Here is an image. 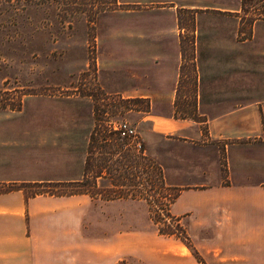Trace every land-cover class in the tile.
Listing matches in <instances>:
<instances>
[{
  "label": "rangeland",
  "instance_id": "374dc122",
  "mask_svg": "<svg viewBox=\"0 0 264 264\" xmlns=\"http://www.w3.org/2000/svg\"><path fill=\"white\" fill-rule=\"evenodd\" d=\"M216 41L222 42L221 51H211L209 43ZM174 43L181 63L174 98L141 99L116 91L125 82L117 66L131 53L126 47L157 61L158 52L169 51L155 48ZM213 52L223 53L222 66L210 59ZM221 73L228 105L264 100V0H116L114 9L93 19L87 12L72 14L61 3L30 5L12 24L0 25V192L20 188L27 197L97 191L98 200L113 197L117 219L93 211L85 221L86 236L144 230L149 250L161 241L164 248L175 246L174 237L155 229L174 225L164 213L176 192L171 160L176 140L165 141L141 126L140 112L152 101L155 112L169 105L173 117L201 121L196 79ZM112 123L135 129L140 148L104 136ZM163 156L170 159L164 189L155 177ZM81 179L80 186L67 185ZM125 259L120 264H143Z\"/></svg>",
  "mask_w": 264,
  "mask_h": 264
},
{
  "label": "crops",
  "instance_id": "0c3cea01",
  "mask_svg": "<svg viewBox=\"0 0 264 264\" xmlns=\"http://www.w3.org/2000/svg\"><path fill=\"white\" fill-rule=\"evenodd\" d=\"M166 46L155 48L169 51L158 52L157 61L126 47L131 53L117 66L125 82L116 91L141 99L174 98L180 56L177 43ZM209 46L223 48L219 41ZM222 54L213 52L210 59L222 66ZM196 82L201 121L175 118L169 105L155 112L150 101L138 123L165 141L176 140L171 160L177 194L169 212L179 218L201 262L178 239L175 246L164 248L161 241L149 250L144 230L86 236L85 221L93 211L115 223L113 199L85 193L25 197L16 188L0 192V264H116L128 256L143 264H264V100L254 96L228 105L223 73L204 74ZM167 160L163 156L158 164L163 178Z\"/></svg>",
  "mask_w": 264,
  "mask_h": 264
},
{
  "label": "trees",
  "instance_id": "16d2710c",
  "mask_svg": "<svg viewBox=\"0 0 264 264\" xmlns=\"http://www.w3.org/2000/svg\"><path fill=\"white\" fill-rule=\"evenodd\" d=\"M39 2L40 4H65L68 7V10L72 13L75 14L77 12L79 13H83V12H87L88 15L93 19L98 13L103 12V11H107V10H112L115 8L116 6V0H81L80 2H76L74 0L70 1V0H0V25L3 24H12L15 17H18V15L22 12L25 11L27 9V7H29L30 5ZM56 7H58L56 5ZM63 10V9H62ZM65 10V9H64ZM67 11V9H66ZM178 12H176V18ZM94 134L95 132L92 131L89 135V144L92 143V141L94 140ZM113 136V138L118 139L117 133L115 131H111L109 132V134H105L104 136ZM105 139V138H103ZM120 140V139H119ZM127 146H129L127 144ZM130 147V146H129ZM131 148V147H130ZM90 151L86 152V159H85V163H87L88 161V156L90 155ZM146 161L148 162L149 165V160L146 158ZM156 168V172H155V177H157V182H160V185H162V188L164 189V178L162 175V171L161 168L157 165L155 166ZM87 169L84 167V174H86ZM96 177H100V175H95L94 178ZM83 180H78V181H73V182H68L67 185H71V186H80L82 185ZM77 193H85L87 195H89L92 198L97 197V195L99 194L97 191H89V190H78V191H73L70 192L68 194H58V195H71V194H77ZM176 194H177V190L176 192L172 195V197L169 200V203L167 205L166 208V212L164 213V216H166L168 219H171L174 222L173 225V229H170L168 227H165L166 229L162 228L163 225L160 226H156V232L159 235H165V236H172L175 239H178L182 244H184L187 248L192 250V254L194 255V257L197 259L198 262H201L200 259L198 258V255L196 253V251L194 250V248L192 247L190 240L185 232L184 227L180 224L179 218H177L176 216H173L172 214H170L169 212V205L173 202V200L176 198ZM132 195V194H131ZM114 197H121L120 195H114ZM113 197H104V199H112ZM133 198V196H132ZM143 200L146 201L148 207H149V201L147 199V197H143ZM148 212L150 213V209L148 210ZM152 219V218H151ZM153 223L156 225V220H153ZM166 225V224H164ZM126 259L122 258L120 260L117 261L116 264H120V263H124ZM202 264V263H201Z\"/></svg>",
  "mask_w": 264,
  "mask_h": 264
},
{
  "label": "built area",
  "instance_id": "2783aa9c",
  "mask_svg": "<svg viewBox=\"0 0 264 264\" xmlns=\"http://www.w3.org/2000/svg\"><path fill=\"white\" fill-rule=\"evenodd\" d=\"M111 131H115L117 133L118 139L127 141L129 146H133L135 149L140 148V143L137 138V133L135 129L130 127L125 123H112L109 125Z\"/></svg>",
  "mask_w": 264,
  "mask_h": 264
}]
</instances>
